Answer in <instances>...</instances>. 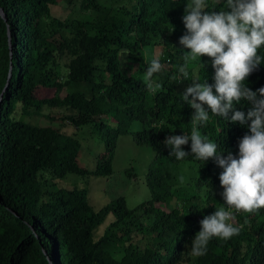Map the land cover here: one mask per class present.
Returning a JSON list of instances; mask_svg holds the SVG:
<instances>
[{"label":"trees","instance_id":"obj_1","mask_svg":"<svg viewBox=\"0 0 264 264\" xmlns=\"http://www.w3.org/2000/svg\"><path fill=\"white\" fill-rule=\"evenodd\" d=\"M63 1L0 0L6 14H0V95L12 66L0 101V264H264V208L233 209L239 233L213 238L201 257L190 255L200 221L224 202L223 169L191 155L177 161L164 144L169 135L191 131L194 110L179 97L192 81L180 82L178 71L190 51L179 44L187 0H66L79 13L68 18L53 14ZM206 5L207 11L224 6L223 0ZM258 54L261 65L245 81L253 91L264 87V48ZM154 58L165 68L153 76L162 85L153 93L143 77ZM201 63H188L189 78L214 84L211 59ZM235 107L246 114L251 104ZM40 115L51 122L27 120ZM209 115L201 134L218 153L238 158L249 129ZM68 126H88L105 142L94 170L80 163L83 143L64 131ZM126 135L156 149L145 176L149 199L131 208L119 196L96 210L88 189L59 185L70 173L111 176ZM184 149L191 151L190 142ZM167 164H187L179 173L183 183L165 173ZM128 175L137 176L130 169Z\"/></svg>","mask_w":264,"mask_h":264},{"label":"clouds","instance_id":"obj_2","mask_svg":"<svg viewBox=\"0 0 264 264\" xmlns=\"http://www.w3.org/2000/svg\"><path fill=\"white\" fill-rule=\"evenodd\" d=\"M223 5V10L207 11L206 0H187L182 17L186 32L179 44L190 51L183 53L184 64L178 71L180 82L192 81L179 97L194 110L191 131L164 140L177 161L191 155L204 163L211 159L223 169L219 179L224 207L200 221L191 241L192 257L205 255L213 238L226 241L239 233L233 209L253 213L264 208V87L253 91L245 84L262 61L258 50L264 48V0H223ZM205 56L215 70L214 84L200 83L196 76L190 79L186 70L190 61L201 63ZM164 68L158 58L151 60L143 77L149 91L162 87L153 76ZM241 100L251 104L246 114L235 107ZM210 113L249 129L250 134L239 140L238 158L231 152L226 157L218 153L217 144L199 131L209 122ZM189 142L190 152L184 149ZM178 179L184 182L182 175Z\"/></svg>","mask_w":264,"mask_h":264},{"label":"rangeland","instance_id":"obj_3","mask_svg":"<svg viewBox=\"0 0 264 264\" xmlns=\"http://www.w3.org/2000/svg\"><path fill=\"white\" fill-rule=\"evenodd\" d=\"M53 14L63 18L79 16L77 10L72 8V5L66 0L53 7ZM156 50L159 52L161 47H157ZM59 110L55 109L56 112H52V114H58ZM45 111L49 112L48 110ZM27 120L39 124H49L51 122L50 119L41 115L27 117ZM57 124L59 123L57 122ZM64 131L78 135L81 138L83 148L79 157L80 163L88 169L94 170L97 166L99 155L106 149L105 142L92 135L88 126L82 129L68 126L64 128ZM155 159V148L138 144L132 135L122 136L113 161L114 173L111 176L93 174L83 176L70 173L59 181V185L67 188L80 187L88 189L89 202L96 210L119 196H125L128 205L133 208L151 196L150 189L146 185L145 176ZM184 165L187 166V164H167L164 170L170 177L178 175L176 178L178 179L181 176L179 173L183 170ZM129 169L133 170L137 176L128 175ZM109 221L110 219L107 218L97 228V236L104 232L105 226Z\"/></svg>","mask_w":264,"mask_h":264},{"label":"water","instance_id":"obj_4","mask_svg":"<svg viewBox=\"0 0 264 264\" xmlns=\"http://www.w3.org/2000/svg\"><path fill=\"white\" fill-rule=\"evenodd\" d=\"M0 14L6 19V14H5L3 8H1V7H0ZM11 78H12V66H11L10 71H9V75H8L7 83H6L5 87H4V90H3L2 94L0 95V101H1V99H2V97H3V93H4V92L8 89V87H9V84H10Z\"/></svg>","mask_w":264,"mask_h":264}]
</instances>
